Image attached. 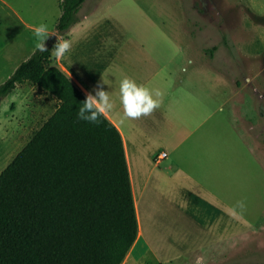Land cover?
Returning <instances> with one entry per match:
<instances>
[{"label":"rangeland","instance_id":"1","mask_svg":"<svg viewBox=\"0 0 264 264\" xmlns=\"http://www.w3.org/2000/svg\"><path fill=\"white\" fill-rule=\"evenodd\" d=\"M100 2L83 4L80 19ZM95 13L93 17L79 19L73 30L59 33L56 24L61 15L60 0H0V85L36 50L33 28L40 23L47 24L59 36H189L190 55L203 39L205 82H210L208 77H215L210 79L213 93L205 91L204 113L207 115L208 108L217 110L203 124L200 120L193 124L190 114V127H197L195 132L175 151L161 150L184 165V171L190 175L185 185L190 190L182 195L181 207L172 206L174 214H161L162 209H156L154 215L153 205L143 202L142 224L146 235L154 226L162 228L164 221L163 226L171 231V236L151 248L140 242L139 253H132L123 264L263 263L264 0H103ZM234 40L244 44L235 45ZM214 44L219 49L215 62L206 51ZM228 73H235L242 84L244 77H249L244 88L238 84L235 98ZM54 109V99L27 83L2 99L0 173ZM198 114L200 118V109L197 117ZM202 187H208L221 201L235 208L237 231L252 229L238 238V246L230 250V257L226 258L225 250L212 249L204 253L202 262H197L198 254L194 251L179 254L184 248L198 247L201 235L209 227V212L203 204L214 201L211 197L208 201ZM183 212L186 215L182 217ZM193 218L198 222L196 226L184 222Z\"/></svg>","mask_w":264,"mask_h":264},{"label":"trees","instance_id":"2","mask_svg":"<svg viewBox=\"0 0 264 264\" xmlns=\"http://www.w3.org/2000/svg\"><path fill=\"white\" fill-rule=\"evenodd\" d=\"M85 1L60 0L59 33ZM54 44L0 85V103L25 83L55 100L0 173V264H122L138 234L123 139L104 114L96 124L77 119L85 93L54 63Z\"/></svg>","mask_w":264,"mask_h":264},{"label":"crops","instance_id":"3","mask_svg":"<svg viewBox=\"0 0 264 264\" xmlns=\"http://www.w3.org/2000/svg\"><path fill=\"white\" fill-rule=\"evenodd\" d=\"M88 1L93 0H87L86 3ZM102 2L103 0L99 5L93 7L92 11L85 13L80 20L95 16V12ZM74 27L75 24L70 29L73 30ZM61 37L70 40L72 47L61 59L53 56L54 63L84 93L93 90L101 73L106 74L110 80V87L108 85L104 87L113 97V108L104 115L117 127L123 139L138 222V234L125 258L127 259L132 253L134 255L139 253L140 242H145L151 248L160 245L161 239L170 235L171 231L163 226L165 225L163 220L162 228L159 225L154 226L149 229L148 235H146L142 224L141 206L143 202L149 201L150 205H153L152 214L154 215H156V209L159 211L162 209V214L173 213L172 206L175 204L181 207L182 195L185 196L186 192L190 190L185 185L190 175L186 174L182 163L170 159V153L165 151L166 155L163 158H156L161 150H165L164 148L175 151L195 132L197 127H190V114L193 115V124L199 123V120L200 124H203L204 121L215 115L217 110L215 108H208L207 115L204 113L205 91L213 89L211 80H214L215 77L207 78L211 83L205 82L203 39L200 41V48L198 46L194 48L193 54L190 55L189 36ZM236 41L234 40L235 45H239ZM241 44L244 42H240L239 46ZM216 55H219L218 47L210 55L214 62L217 58ZM229 56L231 59L232 55ZM230 74L232 73H228L227 76L232 82V97L235 98L237 96L236 88L240 82L238 83L235 73L234 76ZM123 76L133 79L149 90L159 89L162 93L157 98L160 101L159 107L147 116L136 119L124 117L122 106L117 98L119 79ZM244 78L245 83H240L243 88L249 82L248 76ZM199 109L200 118L199 114L198 117L196 115ZM162 165L165 166L162 167ZM206 188L202 187L204 196L208 201L210 197L214 201L203 204L209 212H206L209 214V227L206 229L205 235H201L202 240L197 245L198 247L184 248L179 253L183 255L194 251L195 255L198 254L197 262H202L204 253L209 249L225 250L226 258L230 257V250H234L238 246V238L245 237L252 231V229L237 231L235 208L231 204L225 203L223 199L221 201V198L215 196L211 189L207 190ZM193 195L197 197V194L193 193ZM200 199L202 202L204 201L202 198ZM185 215L186 213L183 212L182 217ZM178 218L182 221L180 217ZM184 222L189 223L190 227L192 226L190 223H194V226L198 224L195 218ZM192 232L196 234L194 231ZM234 262L237 261H226L221 264ZM160 263L163 264V262ZM238 263L250 264L241 261Z\"/></svg>","mask_w":264,"mask_h":264},{"label":"clouds","instance_id":"4","mask_svg":"<svg viewBox=\"0 0 264 264\" xmlns=\"http://www.w3.org/2000/svg\"><path fill=\"white\" fill-rule=\"evenodd\" d=\"M50 34L57 37L52 48V55L57 59L65 57L72 47V42L50 31L45 23L35 25L33 28L35 49L41 53L48 51L45 41ZM105 85L110 87V80L106 74L101 73L100 79L93 90L86 92L83 101H81L82 103L79 104L76 112L77 119L96 124L100 122V118L104 113L112 110L113 97L110 95L109 90H105ZM161 95L159 89L149 90L127 76L119 79L117 98L122 106L124 117L136 119L149 115L155 108L159 107L160 101L157 98Z\"/></svg>","mask_w":264,"mask_h":264},{"label":"water","instance_id":"5","mask_svg":"<svg viewBox=\"0 0 264 264\" xmlns=\"http://www.w3.org/2000/svg\"><path fill=\"white\" fill-rule=\"evenodd\" d=\"M56 39H57L56 35L52 34L49 37V39L45 42L46 47H51L54 44V42L56 41Z\"/></svg>","mask_w":264,"mask_h":264},{"label":"built area","instance_id":"6","mask_svg":"<svg viewBox=\"0 0 264 264\" xmlns=\"http://www.w3.org/2000/svg\"><path fill=\"white\" fill-rule=\"evenodd\" d=\"M166 155V152H161V153H159L158 155H157V158L156 159H161V158H163L164 156Z\"/></svg>","mask_w":264,"mask_h":264}]
</instances>
